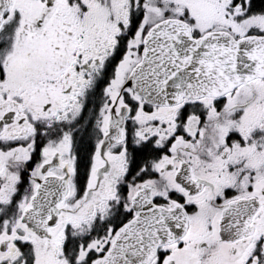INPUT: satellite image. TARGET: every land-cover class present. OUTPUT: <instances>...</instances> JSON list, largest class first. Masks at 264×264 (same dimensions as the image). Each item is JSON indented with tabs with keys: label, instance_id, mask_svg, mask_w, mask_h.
<instances>
[{
	"label": "snow or ice",
	"instance_id": "6c2138e0",
	"mask_svg": "<svg viewBox=\"0 0 264 264\" xmlns=\"http://www.w3.org/2000/svg\"><path fill=\"white\" fill-rule=\"evenodd\" d=\"M0 264H264V0H0Z\"/></svg>",
	"mask_w": 264,
	"mask_h": 264
}]
</instances>
